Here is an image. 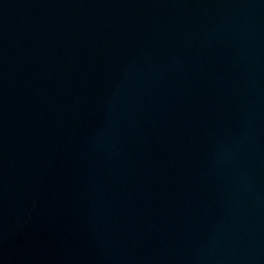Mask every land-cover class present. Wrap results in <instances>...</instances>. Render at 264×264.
<instances>
[{"label":"water","instance_id":"95a60500","mask_svg":"<svg viewBox=\"0 0 264 264\" xmlns=\"http://www.w3.org/2000/svg\"><path fill=\"white\" fill-rule=\"evenodd\" d=\"M0 264H264V0H0Z\"/></svg>","mask_w":264,"mask_h":264}]
</instances>
